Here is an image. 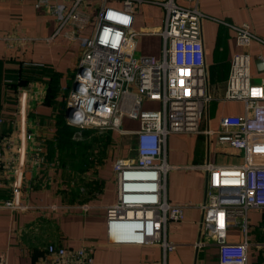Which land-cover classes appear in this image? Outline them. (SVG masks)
Here are the masks:
<instances>
[{
  "label": "crops",
  "instance_id": "obj_1",
  "mask_svg": "<svg viewBox=\"0 0 264 264\" xmlns=\"http://www.w3.org/2000/svg\"><path fill=\"white\" fill-rule=\"evenodd\" d=\"M160 1L132 3L135 30L161 26ZM173 1L191 5L186 0ZM111 3L120 6L117 1ZM196 8L204 15L200 28L209 101L197 132H169L163 138L161 155L168 165L163 176L164 195L168 202L183 206L179 221L165 223L164 237L175 248L163 252L156 244H111L105 236L104 208L115 200L111 164L116 158L134 159L136 120L123 117V133L101 132L100 156L90 158L82 182L65 177L61 168L51 167L45 157L38 168L30 163L32 148L38 143L43 154L47 153L57 117L64 119L81 56L79 38L90 33L91 25L82 30L70 23L59 28L55 17L35 8L33 0H0V156L7 163L0 168V264H47L51 262L45 251L49 243L68 250L90 247L92 264H217V246L198 229L205 198L203 167L237 166L244 161L241 149L218 142L213 132L219 129L222 117L242 114L241 102L223 99L230 58L242 50L234 43L230 24L245 23L259 38L244 50L250 56L251 81L264 79V0H197ZM159 49L158 35L136 36L137 54L157 57ZM144 107L156 108L157 104L145 102ZM26 133L31 139L20 142L23 154L18 156L23 157L25 168L15 182H19L16 199L27 209L10 210L1 204L12 197L18 141L14 139L10 148L4 141L13 134L21 138ZM260 141L264 147V137ZM255 147L253 160L264 159V149ZM245 215L246 230L229 223L225 241L246 243L245 264H264V209L248 208ZM43 223L52 225L45 237L40 233ZM197 241L203 244L195 247Z\"/></svg>",
  "mask_w": 264,
  "mask_h": 264
},
{
  "label": "built area",
  "instance_id": "obj_2",
  "mask_svg": "<svg viewBox=\"0 0 264 264\" xmlns=\"http://www.w3.org/2000/svg\"><path fill=\"white\" fill-rule=\"evenodd\" d=\"M33 1L35 8L55 17L59 28L68 23L78 30L91 25L90 33L79 38L81 56L68 92L65 123L123 133V117L138 122L133 132L134 159L116 158L111 164L115 200L104 208L107 241L115 245L156 244L163 252L173 250L175 244L165 239L164 226L168 220L182 218L183 206L165 198L163 176L168 165L162 158L161 145L169 132H197L209 101L200 28L204 15L196 8L197 0H186L189 6L173 0L158 2L163 20L154 30L134 29L132 3L140 0ZM229 26L235 45L242 50L230 58L223 99L241 102L242 114L222 117L213 133L218 142L241 149L244 161L237 166L203 167L205 198L198 229L202 237L213 239L217 246V264H245L246 243L226 242L225 230L230 223L244 232L246 210L264 209V159L253 160L256 154L252 150L255 146L264 149L260 141L264 137V79L251 81L250 56L244 50L251 40L259 38L245 23ZM139 34L159 36L157 57L135 55ZM145 102H155L157 107L145 108ZM14 139L18 141V158L23 154L20 142L30 140L31 135L8 136L4 146L10 148ZM29 160L36 168L44 164L38 143ZM6 166L0 156V168ZM24 168L23 157L18 158L12 169V197L1 206L27 209L16 199L19 182L15 181L23 176ZM201 244L197 241L195 247ZM45 251L51 258L47 264H92L90 247L68 250L49 243Z\"/></svg>",
  "mask_w": 264,
  "mask_h": 264
},
{
  "label": "rangeland",
  "instance_id": "obj_3",
  "mask_svg": "<svg viewBox=\"0 0 264 264\" xmlns=\"http://www.w3.org/2000/svg\"><path fill=\"white\" fill-rule=\"evenodd\" d=\"M138 53V52H137ZM135 52V55H137ZM102 131L105 130H100L98 128H77V127H72L71 131H69V140L70 141H77L80 142L82 146L88 145V148H86L87 152V159H85L81 164L79 158H75L70 161V158L68 156H65L67 154V150H61L58 152H52V153H44V157L47 160L48 164L53 167V166H59L61 168V172L65 177L72 176V179H76L78 182H82L83 179L81 178L83 176V172L85 169L88 167V161L87 160H92L94 155H98L101 150L98 149L99 145L102 143ZM64 145H66V141H62ZM75 146V145H74ZM98 147V148H97ZM79 156V155H78ZM100 156V154H99ZM95 157V156H94ZM90 160V162H91ZM87 162V163H84ZM71 163V165H70ZM85 164V165H84ZM87 166L86 168L82 169L83 167ZM70 167L72 170L69 171ZM69 168V169H67ZM40 233L41 235L46 234L47 232L52 231V225H48L46 223H43V225L40 226ZM43 230V234H42ZM47 236V234H46Z\"/></svg>",
  "mask_w": 264,
  "mask_h": 264
},
{
  "label": "trees",
  "instance_id": "obj_4",
  "mask_svg": "<svg viewBox=\"0 0 264 264\" xmlns=\"http://www.w3.org/2000/svg\"><path fill=\"white\" fill-rule=\"evenodd\" d=\"M49 92L51 95H53L52 92H54V90H51ZM62 108H63V106H62ZM61 115H62V113H61ZM71 128H72V126L67 125L65 123L64 119H62L60 116H58L57 120H56L55 135H54V138L51 140V142L47 143V151H48V153H52V152H58L61 150H67L68 152H67V154H65V156H68L70 158V161L75 159V158H79L80 164H81L85 159H87L86 148H88V145L82 146L80 144V142L70 141L68 133H69V131H71ZM63 140L66 141V145H64L62 143ZM43 156H44V154H43ZM87 161H88V164H90V160H87ZM84 163H87V162H84ZM70 165H71V163H70ZM86 167L87 166L83 167L82 169H84ZM67 169H69V168H67ZM70 170H72L71 167H70L69 171Z\"/></svg>",
  "mask_w": 264,
  "mask_h": 264
},
{
  "label": "bare ground",
  "instance_id": "obj_5",
  "mask_svg": "<svg viewBox=\"0 0 264 264\" xmlns=\"http://www.w3.org/2000/svg\"><path fill=\"white\" fill-rule=\"evenodd\" d=\"M67 35V34H66Z\"/></svg>",
  "mask_w": 264,
  "mask_h": 264
}]
</instances>
